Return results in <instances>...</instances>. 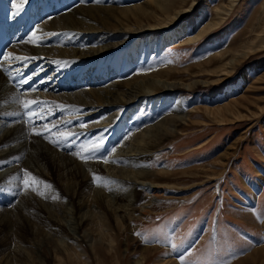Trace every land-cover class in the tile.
Listing matches in <instances>:
<instances>
[{
	"label": "bare ground",
	"instance_id": "bare-ground-1",
	"mask_svg": "<svg viewBox=\"0 0 264 264\" xmlns=\"http://www.w3.org/2000/svg\"><path fill=\"white\" fill-rule=\"evenodd\" d=\"M75 1L79 0H68L67 4L62 3L57 5L58 7L54 5L57 7L55 8L49 6L48 2L44 0L37 12H30L31 6L39 2V0H31L23 5L22 11L17 12L18 0H0V16L8 30L7 37L9 40L8 48L4 49V52L5 56L8 53L13 56L8 65L0 61V184L6 190L14 189L17 191L23 185L20 181L22 179L27 181L29 185H35L40 192L45 191L50 197H56L54 199L56 203H52L50 200L49 202L52 204H47L46 209L43 207L42 209L41 205L33 208V203L29 200L25 203L17 201L14 205L12 204V208L0 210V224L3 226L5 219L8 216L10 217L8 212L14 210H17L16 215L19 214V219L21 215L33 216V220L41 224H38V226H41L42 230L43 227H49L50 230L52 229V235L59 238L55 246H59L61 252L63 249L68 254L69 264H75L72 261L73 258L80 259V262L87 259L86 252L80 251L82 248H80L78 242L84 238L85 240L88 239L91 232L96 235L91 247L98 259H104L100 255V251L97 250L102 241L107 240L111 245L113 243L114 237L111 232L113 227L117 228L116 232L119 233L127 229L131 240L135 241V246L142 245L139 236L134 234L135 230L139 228L135 220L141 217L139 213L140 215H147L154 208L155 203L150 202L149 195H163L162 197L166 200L176 199L180 196L177 194L178 190L173 188L177 185L176 188H182V192H185L187 188V186L181 187L179 181H176L173 185L167 180L162 181V179L169 178L177 172L186 173L193 170L197 171L198 168H205L204 178L199 182V184H202L205 183L204 180L208 182L216 179L218 178L216 176L222 173L223 169L219 173H211L215 159L201 165L175 171H171L166 166H161V168L155 170L149 165V161L153 159L157 142L162 138L166 139L176 135L182 130L181 125H187L193 121L192 113L196 112L194 109L191 108L188 111L189 114L186 113V115L179 113L186 104L182 99L178 100L179 96L173 95L170 102V111L160 114L154 122H147L140 129L136 128L126 140L119 138L118 141L116 140L115 145H110V136L117 134L119 119L124 118L125 111L129 110L135 102L146 96L151 98L161 93L171 94L172 89L176 90L182 84L192 85L188 82L185 83L189 72L186 71L184 66H179L178 62L181 59H177L178 61L163 60L157 65L155 62V65H152L148 63L151 61L149 60L150 56L161 53L163 47L172 40H181L178 43L180 48L204 40L203 38L207 34L213 32L215 28H218L228 19L229 12L237 0H227L226 4L213 5L215 9L213 14L208 15L206 19L199 22L201 24L195 33L188 30L182 22L184 11L191 10L195 0H134L133 3L132 0H80L82 3L71 7L72 2ZM68 6H70L69 9L61 11ZM25 10H29L31 13L32 25H36L33 31L35 36L32 35L33 32L29 34V31L25 29L21 18ZM51 14H54L55 17H48ZM202 18H204L203 12L199 21ZM9 19L10 23L13 24V27L10 26V28V24L7 23ZM156 30H163V35L154 38L153 41L149 40L150 42L147 45H142L141 48H137L139 46L138 42L135 45L134 40L130 38L126 40L127 36L132 38L145 36L144 38L147 39L150 36L153 37ZM67 35H78L79 39L71 42L64 38ZM98 36L102 37L97 39ZM30 37L33 44L29 42ZM34 39L41 40L39 41L41 45L35 44ZM93 39L94 41H92ZM87 42L91 44L89 45ZM232 43L231 41L224 48V51L217 50L213 57H206V61L200 65L199 69L189 68L188 70L192 76L209 74L214 76L213 83L217 82L218 84L227 80L233 74V69L238 61L249 51L264 46V21L260 23L256 34L248 40H244L239 47H235ZM231 46L235 47V51L233 50L227 56L223 55V52ZM31 55L43 56L44 60L49 59L50 62L53 61L60 66H73L72 68L81 66L91 69L98 63L106 61L102 63L105 67V73H102L101 76L95 74V77L100 81H96V78L89 80V83L96 84L95 87L71 90V92L64 95V98H62L64 100L59 99V101L50 103L41 94L33 90L34 87L45 88L42 79L45 70H42L41 67L42 71L33 69L31 81L24 80L22 76L23 73H27L28 68L26 69L25 65L21 64ZM224 56H226V59ZM146 62L149 65H144ZM111 63L112 65H110ZM98 71L100 72V69ZM122 71L127 72L119 74ZM108 73L114 76V81L106 76ZM105 81L109 82L105 84ZM32 83L35 85H32ZM58 86L61 89L68 88L66 83L59 80L51 88L56 90ZM226 87L227 89L223 95L230 96L235 92V86ZM229 102L236 103L234 98H231ZM26 103L31 105L30 110L32 112L39 115L30 119L29 110L23 107ZM43 105H48L49 108L46 115L41 112L40 107ZM229 106L227 102H218L212 107L202 106L199 108H203L206 113H210L213 117H220L221 122L218 123H223L227 116L230 118L238 116V111L230 109ZM61 108L64 112H72L73 109L74 113L78 114L79 119L87 120L89 117H95L100 121V124L102 121V124L98 127L94 125L95 127L89 128L79 126H72V128L67 127L65 119V122H49L54 109ZM103 111L107 112V116H104L105 113L102 114ZM225 111L227 113L224 115ZM11 115L17 117L19 121L15 119L13 121L10 118ZM188 120L189 122H186ZM236 120L233 119L231 122ZM37 123H40V126ZM112 123H116V126L114 131L110 133ZM203 124L204 126L208 125L207 123ZM44 126H47L50 131L45 132ZM33 129L44 132L48 139H45L44 136L34 135ZM105 133H110L109 140L105 143L109 145L102 146L98 152L91 155L87 162L84 161L85 163L73 159V155L70 156L64 151H59V148L70 149L75 146V151L83 156L97 144H102L107 137V135H104ZM70 135L74 136L73 139H69ZM100 137L103 139H98ZM50 141H56L55 146L58 147H52L49 144ZM207 142L208 140H204L195 148H202ZM80 145L83 149L79 148L78 150ZM103 153H106V156L103 157L102 161H99L98 159ZM110 153H114V156L111 157ZM228 154V148L220 152L218 154V164L221 161L224 166L225 162L227 163L226 155ZM105 160H108L109 163H105ZM20 167L27 169L32 177L42 178L41 174L45 171L49 172L54 177L52 178L61 184V188L57 189L54 186L53 179H40V183L34 182L33 184L32 177L31 179H29V176L26 178L25 172ZM99 174L100 178L103 179L95 184L93 176L97 177ZM194 174L195 172L189 177L192 178ZM16 177L20 179H16ZM43 183H47V186L50 185V187L38 188ZM93 185L96 188L92 187ZM89 186L91 191L88 196L84 195V197L82 191ZM144 192L147 194L144 195ZM13 197L8 195L3 202L9 206L10 203H14ZM185 197L182 195V198ZM81 198L89 200L88 209L84 208ZM64 204H69L73 208L65 209ZM110 219L114 222L113 224L109 222ZM61 220L68 224V232L63 230L66 225ZM84 221L92 223L88 227L82 228ZM19 222L22 231L29 229L26 226L25 219H21ZM18 223L16 222L15 225ZM35 228H30L32 234H37ZM46 230L44 229V231ZM48 233L47 236H44L48 237L51 234ZM77 236L80 238L78 239ZM52 238L54 239L53 236ZM49 240H51V237ZM19 245L20 248L22 245ZM155 246L144 245L138 248L140 249V256L132 264H139L140 261L144 263L142 258L146 259L148 257L146 255H151L152 248ZM4 249L0 252L5 251ZM25 251H29L28 248ZM258 253H262V251L255 250L250 253L252 256L247 259L250 260ZM5 258L6 255L0 264H7ZM88 258H90L89 253ZM57 260L58 264H67V260H63V258Z\"/></svg>",
	"mask_w": 264,
	"mask_h": 264
},
{
	"label": "rangeland",
	"instance_id": "rangeland-1",
	"mask_svg": "<svg viewBox=\"0 0 264 264\" xmlns=\"http://www.w3.org/2000/svg\"><path fill=\"white\" fill-rule=\"evenodd\" d=\"M30 1L31 0H28L27 3ZM42 1L44 0H39V2L34 3L31 6L30 12H37L40 9ZM133 1L134 0L131 2L133 3ZM47 2L49 6L55 7L64 3L65 0H49ZM194 2L192 9L184 11L182 16V22L192 33L197 32V28H199L201 24L199 22L206 19L208 15L213 14L215 10L213 5L226 4L227 0H195ZM80 3H82L80 0L74 3L72 2L71 7L72 5L78 6L77 4ZM263 5L264 0H237L229 12L228 19L218 28H215L213 32L207 34L203 38L204 40L196 44H190L189 46H181V48L178 44L181 40H172L173 42L171 41L168 45L163 47L161 53L151 55L149 58L151 61L148 63L152 65H155V63L157 65L163 60L169 59L178 61L177 59H181V61L178 62L179 66H184L186 71L189 72L185 83L188 82L192 85L186 86L182 84L176 88V90L171 88V94L161 93L151 98L150 96H146L142 100L135 102L132 104V109L130 108L124 113V118L122 120L126 118L127 121L124 120L122 126V121L119 119V129L118 126L116 127L118 129L117 134L110 136V145H115L116 143L114 142H116L119 136L120 139L126 140L136 128L140 129L142 126H145L147 122H154L160 114L170 111V102L173 95L179 96L178 100L182 99V101L186 103L179 113L186 115L191 108L194 109L196 112L192 113L193 121L187 125H181L182 130L176 135L167 137L166 139L162 138L157 142L158 144L157 147H155L153 159L149 161V165L155 170L161 168V166H166L171 171H175L178 169H186L190 166L201 165L207 163L209 160L215 159V161H213L211 173H219V171L223 169L222 173L216 176L218 177L216 179L208 182L204 180L203 182L205 183L202 184H199V182L204 178L205 168H198L197 171L193 170L186 172L187 175L185 172H177L175 175L172 174L169 178L162 179V181L167 180V182L173 185L176 181H179L181 187L187 186V188L185 192H182V188L177 189L176 185L173 189L178 190L177 194L180 196L176 199L166 200L162 197L163 195H149L151 198L150 202L155 203V205H153L154 208L148 212L147 215H140L139 213L141 217L135 220L139 228L135 230L134 234H141L138 235V238L141 239L142 245L135 246V241L131 240V236L127 229L119 233L116 232L117 228L113 227L111 230L112 236L114 237L113 243L111 245L107 240L102 241V244H100L97 250L100 251V255L104 257V259H98L91 247L92 243L95 241L96 235L91 232L88 239L85 240L84 238L78 242L80 248H82L80 251L86 252L87 259L84 262H80V259L73 258L72 261L75 264H132L135 259L140 256V249L138 248L144 245L156 246L152 248L153 252L151 255H146L148 256L146 259L142 258L144 263L140 261L141 264H264V46L249 51L237 62L233 69V74L230 75L227 80L219 82V84L217 82L213 83L214 76H210L209 74L192 76L188 70L189 68L199 69L200 65L204 64L206 61V57H213L217 50L224 51V48L228 46L231 41L235 47H239L244 40H248L250 37L254 36L259 29L260 23L264 21ZM69 7L70 6L61 11H66ZM202 12L204 18L199 21ZM48 17H51V15ZM54 17L55 15L53 18ZM46 19L50 20L49 18ZM163 33V30H156L154 31L153 37L150 36L145 39V36L141 38H138V36H136V38L127 36L126 40L127 38L134 40L135 45L136 42H138L139 46L137 48H141L142 45H147L150 41H153L154 38L161 37ZM101 37L102 36H98L97 39ZM64 38L71 42H75L79 39V36L67 35L64 36ZM92 41H94V39ZM34 42L36 44V41ZM90 42H87V44L90 45ZM31 43L33 44V42ZM235 47H229L227 51L223 52V55L227 56L229 53H232ZM226 56H224V58ZM44 61L50 62L49 59H45ZM50 63L56 65L53 61ZM148 63L146 62L144 65H149ZM62 67H65V65L56 67L55 72L58 68ZM98 69L99 68H97V70ZM42 70L46 69L42 68ZM104 71L105 70L101 72L105 73ZM124 72L127 71H122L119 74ZM57 74L58 72L55 75ZM101 75L102 74L99 76ZM106 76L111 81L115 80L114 76L109 73L106 74ZM95 80L100 81L97 78ZM28 81H31V79H28ZM108 82L109 81H105L104 83L106 84ZM55 84L45 83V88L40 87L35 91L41 94L45 99L47 97L46 100L51 103L57 100L59 101V99L64 100L62 99L64 95L71 92V90L86 89L92 86L95 87L96 85L93 83L81 85L74 89L71 88V90L65 93V90H63V88L61 89V87H57L56 90H53L51 86ZM32 85L35 84L32 83ZM226 86H235V92L230 96L223 95L227 89ZM43 89H47L48 91ZM174 98L176 99V97ZM231 98H234L236 103H230L229 100ZM218 102H227V104L230 105V109L238 111V116L235 118L227 116L223 123H218L221 122L220 117H213L210 113H206L203 108H199L202 106L212 107ZM40 108L44 115L49 112L48 105H43ZM46 109H48V111H46ZM71 111L72 112L68 113H71L74 117L75 115L76 117L78 116L77 113H74L73 109ZM103 113H105L104 116H107V112L103 111L102 114ZM226 113L225 111L224 115ZM99 116L101 117L102 115ZM10 118L13 121L14 119L18 120V118L13 115H11ZM233 119L237 120L231 122ZM77 120L84 124H73L70 125V127L79 126L89 128L98 127L102 124V121L100 124V121L95 117H89L87 120L78 118ZM58 121L65 120L63 118L60 120L58 119ZM58 121L49 120V122ZM202 121H205L203 123H207L208 125L204 126ZM186 122H189V120ZM37 125L40 126V123H37ZM41 126H43V124H41ZM115 126L116 123H112L110 131L113 132ZM110 133H108L107 136H109ZM204 140H208V142L204 144L202 148H195L200 143H203ZM49 144L54 148L58 147L55 146L56 143L49 142ZM105 145L108 146L109 144ZM79 148L83 149L82 145L78 147V150ZM226 148H228L229 154L226 155L227 163L225 162L223 166L221 161L218 164V154L223 152ZM68 149L69 148H59V151H64L70 156L73 155V159L75 158L80 162L82 161L81 163H85L84 160L81 158L78 159L77 155H75V153H78L75 151L76 148L73 147L71 150L72 152H68ZM110 154L111 157L114 156V153ZM105 156L106 153H103L98 160L102 161ZM20 168L24 170L22 167ZM194 172V176L190 178L189 176L193 175ZM41 176L42 178H35H37L38 181L40 179L49 180L54 178L52 174L47 171L41 174ZM25 177L27 178L28 175ZM31 177L32 174L29 176V179H31ZM97 177L100 178V174ZM20 181H22V179H20ZM99 181L100 179H98L95 184ZM32 183L34 184L33 180ZM52 183L57 189L61 188V184L56 182V180L53 179ZM46 186L47 183H43L38 188H46ZM92 187L95 186L93 185ZM89 189L90 186L85 187L84 191H82V195L88 196L91 191ZM38 192H40V190H38L35 185H31L30 188L26 189L23 183L22 187L16 191L14 189L6 190L5 187L0 184V210L12 208V204L14 205L17 201L19 203H25L29 200L33 203V208L36 206L40 207L41 205V208L43 207L44 209L48 207L47 204L51 205L52 203H56L54 200L56 197H50L45 191H41L44 195H40ZM145 194L147 193L144 192V195ZM8 195L14 196V203H10L11 205L9 204V206L7 203L3 202V200L7 199ZM182 195L186 197L182 198ZM50 200L52 203L49 202ZM81 200L84 204V208L88 209L87 205H90L89 200L85 198H81ZM63 206L68 210L73 208L72 206L70 207L69 204H64ZM16 211L17 210L8 212L11 218L8 216L3 226L0 224V250L5 248V251L0 252V262L3 261V257L6 255L5 259H7V264H58V258L67 260V264H69L67 258L68 254L63 251V249L61 252L60 248H58L59 246H55L59 238L52 235V229L50 230L49 227H47L48 230H46L47 228L43 227L42 230L41 226H38L40 223L35 222L33 216L30 217L28 214V217L26 215V217L21 215L19 219V214L17 216ZM21 219L26 220V226L29 227L27 230L29 232L27 230L22 231L20 228L21 225H19V221ZM15 221L19 223L15 225ZM62 221L63 220H61V222ZM33 222L37 224L33 225L35 224ZM109 222H111V224L114 223L111 219ZM90 223L84 221L82 228L88 227ZM64 224L67 229L64 228L63 230L68 232L69 226L67 223ZM31 227L33 229L36 227L35 231L37 234H32L30 232ZM44 229L46 231H44ZM48 231L51 234H49ZM62 232H60V234H62ZM47 233L49 234V238L45 237ZM41 235L43 238L40 237ZM50 237L51 240H49ZM77 238L79 239L80 237L77 236ZM18 244H20L19 246L22 245V249L18 247ZM173 244L176 245L175 248L172 247ZM27 248L29 251H25ZM255 250L259 252L262 251V253L255 254L250 260L247 259L249 256H252L250 253ZM88 253L90 258H88Z\"/></svg>",
	"mask_w": 264,
	"mask_h": 264
},
{
	"label": "snow or ice",
	"instance_id": "snow-or-ice-1",
	"mask_svg": "<svg viewBox=\"0 0 264 264\" xmlns=\"http://www.w3.org/2000/svg\"><path fill=\"white\" fill-rule=\"evenodd\" d=\"M27 2H28V0H18L17 12L22 11V10H23V5L26 4ZM32 35L35 36V32H33ZM29 42H30V43L33 42V40H32L31 37H30V39H29ZM9 58H13L11 53H8V54L5 56V59H9ZM33 103H38V102H33ZM23 107H24L25 109H28V110H29V111H28V115H29L30 119H31L33 116L39 115L38 113H34V112H32V111L30 110V109H31V105H30V104H27V103H26V104L23 105ZM44 129H45V132H49V131H50V129H48L47 126H44ZM33 132H34V135H36V136H44L45 139H48V137L44 135V132L35 131V129H33ZM98 139H103V138L100 137V138H98ZM50 142H52V143H57L56 141H50ZM101 147H102V145L97 144L95 147H93L89 152L85 153L83 156H80L79 153H75V155H77L78 158H81L82 160H84V161L86 162V161L91 157V155H92L93 153H95V152H98V151L100 150ZM104 162H105V163H109L108 160H105ZM23 171L25 172L26 175L31 176V173H29L27 169H24ZM16 179H20V178H19V177H16ZM98 179H101V180H102L103 178H98V177H96L95 175L93 176V182H94V183H96ZM32 180H33L34 182H36V183H40V182L37 180V178H35V177H32ZM21 182L24 183L26 189H28V188L31 187V185H29V184L27 183V181H23V180H22ZM103 186H106V185H103ZM46 187H50V185H49V186H46ZM33 190H35V189H33ZM38 194H40V195H44V193H42V192H38ZM137 235H141V234H140V233H137ZM145 242H147V241H145ZM172 247L175 248L176 245L173 244ZM181 259H183V258H181Z\"/></svg>",
	"mask_w": 264,
	"mask_h": 264
}]
</instances>
